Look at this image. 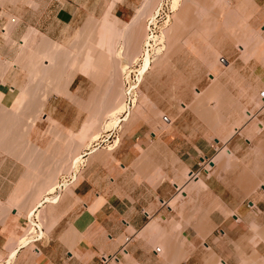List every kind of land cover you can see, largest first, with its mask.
<instances>
[{"label":"rangeland","instance_id":"rangeland-1","mask_svg":"<svg viewBox=\"0 0 264 264\" xmlns=\"http://www.w3.org/2000/svg\"><path fill=\"white\" fill-rule=\"evenodd\" d=\"M123 1L0 0V169L8 155L17 157V161H23L28 151L53 155L46 174L38 175L29 189L9 183L7 174L0 173V218L4 222L12 217L13 208L17 209V217L21 218L18 243L27 236L31 242L44 237L37 210L45 201L58 203L62 188L50 199V195L44 199L42 196L55 193L62 181L67 186L64 179L72 171L77 181L83 162L79 161L80 155L87 149H111L114 146H109L114 144L116 148L122 136L134 129H139L144 139L137 142L136 148L158 151L157 160L162 166L177 165L178 160L173 154L168 157L165 143L158 142L154 147L151 132L176 135L179 145L229 142L241 135L245 145L243 150L236 147L239 157H232L222 167L226 181L242 187L264 185V126L259 129L260 123L264 125L259 98L264 89V0H180L178 9L172 8L171 0H141L130 17L116 13ZM141 9H145L143 14L138 13ZM139 14L137 24L129 30L126 24ZM152 17L157 21L153 22ZM33 28L38 34L33 35ZM162 32L166 39L159 42L154 36ZM146 35L151 38L152 48L145 44ZM120 47L121 58L116 55ZM145 47L150 49L148 55ZM136 57L142 60L132 66L139 72L131 73L127 80L121 63L128 64ZM132 89L137 92L136 107ZM51 99L57 100L56 104L46 108ZM123 100L131 105L132 116L123 122L121 115L111 130L101 132L110 121V111ZM54 113L75 122L78 131L74 133L55 122L51 119ZM246 126L254 129V137L243 132ZM95 132L103 135L94 142ZM245 137L251 143L245 142ZM115 138L118 143H110ZM244 148L249 152L247 156ZM143 160L145 167L152 165L153 159ZM52 184L54 187L48 191L42 188ZM262 224L254 228L263 246L255 253L257 264H264ZM177 225L179 232L185 223L181 220ZM204 240L162 237L156 248L161 247V254L167 258L168 242L176 248L192 244L199 251L204 249ZM28 241L18 245H29ZM184 256L175 255L178 261ZM201 256L194 253V263ZM105 258L106 264H119L117 255H102V264ZM212 258L206 254L203 264H221L218 258Z\"/></svg>","mask_w":264,"mask_h":264},{"label":"crops","instance_id":"crops-1","mask_svg":"<svg viewBox=\"0 0 264 264\" xmlns=\"http://www.w3.org/2000/svg\"><path fill=\"white\" fill-rule=\"evenodd\" d=\"M123 2L116 13L130 17L141 0ZM56 101H48L46 108H52ZM54 114L51 119L55 122L78 131L75 122ZM243 132L254 137L249 126ZM151 135L154 147L165 143L168 157L173 154L177 165L162 166L158 151L137 149V142L144 141L139 129L125 133L116 148L87 149L80 155L83 162L77 181L67 182V186L62 181L55 193L42 196L60 194L62 188L58 203L45 201L38 208L45 234L41 241L35 238L29 245L19 246L21 218L16 210L4 222L0 218V264H102V255L119 256V264H203L206 254L221 264H257L254 256L263 246L254 228L264 222V185L232 184L226 181L222 168L238 154L236 147L243 150L241 135L229 142L191 145H179L176 135ZM246 150L245 156L249 154ZM22 158L17 161L8 155L0 173L7 174L9 183L29 189L38 175L46 174L53 155L28 151ZM145 158L153 159L152 165L145 167ZM51 187L54 184L42 188L48 191ZM181 220L185 226L178 232ZM162 237L203 238L205 246L195 251L192 244L176 248L168 242L166 258L162 248H156ZM197 252L202 256L194 263ZM177 253L184 258L178 261Z\"/></svg>","mask_w":264,"mask_h":264},{"label":"bare ground","instance_id":"bare-ground-1","mask_svg":"<svg viewBox=\"0 0 264 264\" xmlns=\"http://www.w3.org/2000/svg\"><path fill=\"white\" fill-rule=\"evenodd\" d=\"M172 2V8H177V6L179 5V2H180V0H171ZM208 1V0H207ZM220 3V2H219ZM147 5V4H146ZM225 6V5H224ZM143 8V7H142ZM178 9V8H177ZM211 9V8H210ZM145 10V9H144ZM144 10L142 11V9L141 10H139V12L138 13H140L141 11L144 13ZM205 11H207L206 9H205ZM141 12V14H143ZM202 12V11H201ZM245 12V11H244ZM191 13H192V11H191ZM199 13V12H198ZM203 13H205V12H203ZM241 13V12H240ZM180 14V13H179ZM188 14V13H187ZM212 14V13H211ZM237 14V13H236ZM153 15V14H152ZM151 15V16H152ZM207 15V14H206ZM205 15V16H206ZM216 15H217V13H216ZM229 15V14H228ZM139 16H141L140 14L139 15H137V16H135V18H133V20H132V22L130 21V23H128V24H126V27L130 30V28H132L133 27V25H134V27H135V25L137 24V22H138V20L140 19L139 18ZM203 16V15H202ZM204 16V17H205ZM154 17V16H153ZM153 17H152V19H153ZM156 17V16H155ZM203 17V18H204ZM231 17H232V15H231ZM243 17V16H242ZM150 18V17H149ZM211 18V17H210ZM219 18V17H218ZM142 19H143V17H142ZM151 19V18H150ZM149 19V20H150ZM189 19V18H188ZM220 20V19H219ZM246 20V19H245ZM155 20L153 19V22H154ZM157 21V20H156ZM155 21V22H156ZM151 22H152V20H151ZM210 23V22H209ZM140 24V23H139ZM188 24V23H187ZM205 24H207V23H205ZM205 24H203V25H205ZM153 24L151 23V26H152ZM247 25V24H246ZM132 26V27H131ZM150 26V27H151ZM215 26H217V25H215ZM130 27V28H129ZM150 27L149 28H147V29H150ZM155 27V26H154ZM196 27V26H195ZM230 27V26H229ZM243 27V26H242ZM242 27H241V29H242ZM246 27V26H245ZM215 28V27H214ZM221 28H222V26H221ZM220 28V29H221ZM251 28V27H250ZM34 30H33V35L34 34H38V30L37 29H35V28H33ZM110 29V28H109ZM249 29V28H248ZM87 30V29H86ZM124 30V29H123ZM151 30V29H150ZM208 30V29H207ZM218 31V30H217ZM220 31V30H219ZM218 31V32H219ZM230 31H231V29H230ZM238 31V30H237ZM246 31V30H245ZM244 31V32H245ZM126 32V31H125ZM146 32H148V30L146 31ZM191 32V31H190ZM215 32V31H214ZM213 32V33H214ZM233 32V31H232ZM247 32V31H246ZM201 33H202V31H201ZM208 33H210V32H208ZM217 33V32H216ZM253 33V32H252ZM121 34V33H120ZM126 34V33H125ZM136 34V33H135ZM200 34V33H199ZM212 34V33H211ZM226 34V33H225ZM247 34V36H248V33H246ZM255 34H257V33H255ZM90 35V34H89ZM92 35V34H91ZM179 35V34H178ZM201 35V34H200ZM250 35V34H249ZM122 36V35H121ZM124 36H126V35H124ZM231 36H233V35H231ZM251 36V35H250ZM253 36H255V35H253ZM111 37V36H110ZM155 37V39L157 40H159V42L161 41H164V39H166L165 37V33H163L162 32V34H161V36L159 35V36H154ZM229 37V36H228ZM92 38V37H91ZM109 38V37H108ZM208 38V37H207ZM210 38V37H209ZM208 38V39H209ZM230 38V37H229ZM233 38H235V37H233ZM237 38V37H236ZM262 38V37H261ZM146 42H145V44L147 45V46H151V48H152V43H151V38L149 37V35H146ZM254 39V38H253ZM123 40V39H122ZM129 40V39H128ZM213 40H215V39H213ZM234 40V39H233ZM264 40V39H263ZM145 41V40H144ZM153 41H155L154 39H153ZM152 41V42H153ZM212 41V40H211ZM244 41V40H243ZM248 41V40H247ZM235 42V41H234ZM246 42V41H245ZM260 42V41H259ZM135 43V42H134ZM156 43H158L157 41L155 42V43H153V44H156ZM214 43H216V42H214ZM126 44V43H125ZM162 44V43H161ZM213 44V43H212ZM254 44V43H253ZM127 45H128V43H127ZM218 45V44H217ZM261 45V44H260ZM163 46V45H162ZM250 46V45H249ZM249 46H247V47H245V48H248ZM98 47V46H97ZM180 47V46H179ZM219 47V46H218ZM217 47V48H218ZM238 47V46H237ZM144 48V47H143ZM149 48V47H148ZM216 48V49H217ZM241 48H243V46H241ZM95 49V48H94ZM160 49V48H159ZM161 49H163V48H161ZM160 49V50H161ZM166 49V48H165ZM118 50V49H117ZM116 50V51H117ZM146 50V51H145ZM150 50V49H149ZM149 50L148 49H146V47H145V49H144V51L146 52V55H148L149 54ZM154 50V49H153ZM248 50V49H247ZM249 50H250V48H249ZM151 51H152V49H151ZM155 51V50H154ZM158 51V50H157ZM162 51V50H161ZM218 51H219V49H218ZM222 51V50H221ZM41 52V51H40ZM59 52V51H58ZM123 52V48L122 47H120V49L117 51V54L116 55H118V57L119 58H121V57H123L122 56V53ZM143 52V51H142ZM244 52H246V50L244 51ZM248 52V51H247ZM251 52V51H250ZM37 53V52H36ZM104 53V52H103ZM252 53V52H251ZM62 54V53H61ZM142 54V53H141ZM144 54V53H143ZM153 54V53H152ZM105 55H106V53H105ZM145 54H144V56H146ZM248 55H249V53H248ZM41 56V55H40ZM143 56V55H142ZM148 57V56H147ZM146 57V58H147ZM166 57V56H165ZM29 58V57H28ZM33 58V57H32ZM31 58V59H32ZM48 58V57H47ZM145 58V59H146ZM82 59V58H81ZM117 59V58H116ZM124 59V58H123ZM139 59H140V57H136L135 58V60L134 61H132V62H129L128 64H125V61H123L124 63H121V71H123V73H124V76H125V78L127 79V80H129L130 79V77H131V73H133V72H135V73H137V72H139V70H134L133 69V66H132V64L133 63H137V61H139ZM150 59V58H149ZM152 59V58H151ZM33 60V59H32ZM61 60V59H60ZM74 60V59H73ZM120 60V59H119ZM128 60V59H127ZM140 60H142V59H140ZM148 60V59H147ZM153 61H154V59H152ZM79 61V60H78ZM144 61V60H143ZM152 61V62H153ZM197 61V60H196ZM54 62H55V60H54ZM119 62V61H118ZM121 62H122V60H121ZM21 63V62H20ZM145 63V62H144ZM30 64V63H29ZM60 64V63H59ZM146 65H147V63H145ZM169 64V63H168ZM232 64V63H231ZM43 65V64H42ZM97 65V64H96ZM117 65V64H116ZM146 65L144 66L146 69H147V67H146ZM170 65V64H169ZM26 66V65H25ZM33 66V65H32ZM99 66V65H98ZM142 66V65H141ZM36 67V66H35ZM118 67V66H117ZM116 67V68H117ZM112 68H113V66H112ZM143 68V67H142ZM141 68V69H142ZM106 70V69H105ZM157 70V69H156ZM41 71V70H40ZM38 72V71H37ZM147 72V71H146ZM31 73V72H30ZM143 72H141L140 74H142ZM38 74V73H37ZM236 74V73H235ZM34 75V74H33ZM42 75V74H41ZM40 75V76H41ZM49 75V74H48ZM122 75V74H121ZM145 75V74H144ZM37 76V75H36ZM51 76V75H50ZM123 76V75H122ZM106 77V76H105ZM213 80H214V78H213ZM36 83V82H35ZM137 85V84H136ZM132 86V85H131ZM209 88V87H208ZM134 89V88H133ZM132 89V90H133ZM119 90V89H118ZM121 90V89H120ZM131 90V91H132ZM134 91V90H133ZM135 91H136V87H135ZM133 92V106H135V103H137V92ZM127 92V91H126ZM125 93V92H124ZM131 93V92H130ZM201 93V92H200ZM118 94V93H117ZM127 94V93H126ZM132 95V94H131ZM208 95V94H207ZM124 96V95H123ZM128 96V95H127ZM126 97V96H125ZM124 97V98H125ZM132 97V96H131ZM195 97V96H194ZM198 98V97H197ZM21 99V98H20ZM45 100V99H44ZM216 100V99H215ZM221 100V99H220ZM18 101V100H17ZM211 101V100H210ZM219 101V100H218ZM42 103V102H41ZM128 102L126 101V100H123L122 101V103H120V105L119 106H116V107H114V109H112L110 112H111V114H110V116H109V120L110 121H108L107 122V124L106 125H104V131H101V132H106V131H109V130H111L112 129V127L115 125V120H117L118 119V117L120 118V116L121 115H123V122L124 121H127L129 118H130V116H132V113H131V105L130 106H128V104H127ZM137 105V104H136ZM205 105V104H204ZM25 107V106H24ZM136 107V106H135ZM28 108V107H27ZM44 108V107H43ZM202 108V107H201ZM206 108V107H205ZM212 108V107H211ZM210 108V109H211ZM216 108V107H215ZM164 110V109H163ZM237 110V109H236ZM211 111H213V110H211ZM215 112V111H214ZM236 112V111H235ZM108 114V113H107ZM209 115V114H208ZM211 116H212V114H211ZM229 116V115H228ZM137 117V116H136ZM166 117V116H165ZM210 117V116H209ZM250 117V116H249ZM25 118V117H24ZM212 118H213V116H212ZM212 118H209V119H212ZM240 118V117H239ZM222 119V118H221ZM245 119V118H244ZM246 120V119H245ZM247 120H248V118H247ZM32 121V120H31ZM120 121V120H119ZM243 121V120H242ZM121 123V122H120ZM216 123V122H215ZM238 123V122H237ZM240 124V123H239ZM260 126H262L263 127V124L262 123H260L259 124ZM236 126H238V125H236ZM235 130V129H234ZM233 131V130H232ZM101 132H98V133H96L95 132V134L93 135V137H92V140L95 142V141H98L101 137H102V135H103V133H101ZM237 132V131H236ZM231 133V132H230ZM91 139V138H90ZM91 140V141H92ZM116 143H118L117 141H115ZM91 143H93V142H90V144H89V146L88 147H90L91 146ZM97 143V142H96ZM120 143V142H119ZM115 147L116 145L114 144V145H112V146H109V147ZM118 146V145H117ZM95 147V146H94ZM113 147V148H114ZM113 148H111V149H113ZM111 151V150H110ZM229 151V150H228ZM92 155V154H91ZM80 157V156H79ZM78 157V158H79ZM222 156L220 155V158H221ZM76 158V157H75ZM218 158H219V156H218ZM216 159V158H215ZM222 159V158H221ZM76 160V159H75ZM74 160V161H75ZM80 160H82V159H79V161ZM214 160V159H213ZM219 161V160H218ZM78 162V161H77ZM81 162V161H80ZM214 162V161H213ZM77 164V163H76ZM78 165V164H77ZM62 192V191H61ZM181 192H183L182 190H181ZM180 193V192H179ZM22 194V193H21ZM57 196V195H56ZM186 197V196H185ZM50 198H52L51 196L50 197H48L47 199H50ZM46 200V199H45ZM44 200V201H45ZM28 201V200H27ZM173 204V203H172ZM15 205V204H14ZM13 206V205H12ZM40 206V205H39ZM43 206V205H42ZM176 207V206H175ZM14 210H16L17 211V209L16 208H13ZM12 209V210H13ZM36 210H37V208H36ZM176 210V209H175ZM38 211V210H37ZM36 213V212H35ZM31 215H33V214H31ZM8 217V216H7ZM7 219V218H6ZM163 229V228H162ZM34 233V231H31V235ZM154 234V233H153ZM154 236V235H153ZM28 237V236H27ZM27 237H25V238H22V240L20 241V243H18L19 245H21V244H25V242L26 241H28L29 240V238H27ZM32 237H33V235H32ZM29 243L31 242V241H28ZM27 242V243H28ZM27 245V244H26ZM25 245V246H26ZM161 248V247H160ZM163 250V249H162ZM125 253V252H124ZM130 257V256H129ZM128 257V259H130ZM213 257V256H212ZM259 260V259H258ZM111 261V260H110ZM135 261V260H134ZM217 263V262H216ZM259 263V262H258ZM213 264H215V263H213Z\"/></svg>","mask_w":264,"mask_h":264},{"label":"built area","instance_id":"built-area-1","mask_svg":"<svg viewBox=\"0 0 264 264\" xmlns=\"http://www.w3.org/2000/svg\"><path fill=\"white\" fill-rule=\"evenodd\" d=\"M259 98H260V100L262 101V103H263V108H264V89L262 90V91H260V93H259ZM168 119V118H167ZM205 163V161L202 163V164H204ZM201 167L204 169V166H202L201 165ZM76 173L74 172V171H72V173L71 174H69L68 175V177H67V179H66V181L67 182H74L75 180H76V175H75ZM37 214H38V212H37ZM37 221H38V219H36ZM39 236H41V235H39ZM40 239L38 240V241H41L42 240V238L41 237H39ZM36 251H38L37 249H36ZM104 261H103V263L104 264H106V262H107V259L105 258V259H103Z\"/></svg>","mask_w":264,"mask_h":264},{"label":"water","instance_id":"water-1","mask_svg":"<svg viewBox=\"0 0 264 264\" xmlns=\"http://www.w3.org/2000/svg\"><path fill=\"white\" fill-rule=\"evenodd\" d=\"M218 141V140H217ZM211 164L213 165L214 164V162L213 161H211Z\"/></svg>","mask_w":264,"mask_h":264}]
</instances>
